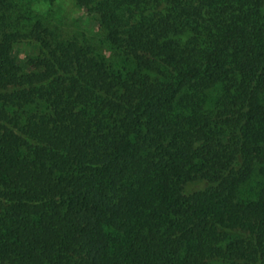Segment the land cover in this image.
I'll return each instance as SVG.
<instances>
[{
    "label": "trees",
    "instance_id": "16d2710c",
    "mask_svg": "<svg viewBox=\"0 0 264 264\" xmlns=\"http://www.w3.org/2000/svg\"><path fill=\"white\" fill-rule=\"evenodd\" d=\"M74 2L0 0V264H264V0Z\"/></svg>",
    "mask_w": 264,
    "mask_h": 264
},
{
    "label": "rangeland",
    "instance_id": "374dc122",
    "mask_svg": "<svg viewBox=\"0 0 264 264\" xmlns=\"http://www.w3.org/2000/svg\"><path fill=\"white\" fill-rule=\"evenodd\" d=\"M39 9V15L49 19L52 25L58 27L66 36H79L98 45V50L103 55H108L107 45L103 43V32L98 23L85 11L79 8L74 0H57L49 5L47 0H33ZM30 49L27 45H18L15 50L16 58L25 60ZM205 187L203 182L190 184L187 193H192ZM215 264V263H213ZM221 264V263H217Z\"/></svg>",
    "mask_w": 264,
    "mask_h": 264
}]
</instances>
